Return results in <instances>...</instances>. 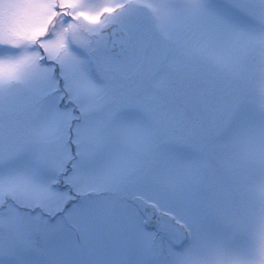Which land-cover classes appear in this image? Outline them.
Segmentation results:
<instances>
[{"label":"rangeland","instance_id":"1","mask_svg":"<svg viewBox=\"0 0 264 264\" xmlns=\"http://www.w3.org/2000/svg\"><path fill=\"white\" fill-rule=\"evenodd\" d=\"M53 3L34 0L25 13L32 25L48 28L45 55L60 42L69 50L79 47L80 38H94L108 21H127L135 13L133 39L124 51L100 55L93 81L98 94L88 101L98 138L110 145L113 173L135 181L137 192L168 207L181 201L215 206L240 200L253 233H259L264 113L252 105L234 109L230 98L236 85L233 66L239 63L255 72L243 90L259 102L264 76L256 69L264 44L257 37L264 33L249 31L240 41L218 35L189 7L203 0H65L57 20ZM145 50L153 60L141 69ZM155 56L163 61H154ZM10 132L0 126V137ZM4 200L0 195V264H163L171 259L169 239L142 226L100 231L59 225L54 218L45 223Z\"/></svg>","mask_w":264,"mask_h":264},{"label":"snow or ice","instance_id":"2","mask_svg":"<svg viewBox=\"0 0 264 264\" xmlns=\"http://www.w3.org/2000/svg\"><path fill=\"white\" fill-rule=\"evenodd\" d=\"M33 2L0 0V126L11 128L0 137L4 202L45 223L54 218L59 225L100 231L142 226L169 239L171 259L163 264H264V218L254 234L242 201L168 207L110 169V145L101 144L88 101L98 94L93 81L100 55L117 46L124 51L133 39L135 13L111 33L80 38L72 50L60 42L45 55L48 28L32 25L25 14ZM189 7L220 36L240 41L249 31L264 33V0H203ZM257 39L264 44V35ZM256 71L264 76V59ZM233 75L231 106L252 105L264 113V88L259 102L243 90L255 72L237 63Z\"/></svg>","mask_w":264,"mask_h":264},{"label":"water","instance_id":"3","mask_svg":"<svg viewBox=\"0 0 264 264\" xmlns=\"http://www.w3.org/2000/svg\"><path fill=\"white\" fill-rule=\"evenodd\" d=\"M119 27H120V25L118 23L112 22V23H109V24L105 25L102 28L100 33H111L113 31V29H116V28H119ZM109 50L118 51V50H120V48H119V46H117L116 48L109 49ZM149 226H151V225H149Z\"/></svg>","mask_w":264,"mask_h":264},{"label":"flooded vegetation","instance_id":"4","mask_svg":"<svg viewBox=\"0 0 264 264\" xmlns=\"http://www.w3.org/2000/svg\"><path fill=\"white\" fill-rule=\"evenodd\" d=\"M61 11V12H60ZM64 14V11H63V8H61V6H60V8H59V14H58V16H59V19H60V17L62 16ZM107 52H111V51H107ZM111 53H114V52H111ZM156 57V56H155ZM158 58L156 57V59H154V61H157V62H162L163 60H161V59H159V60H157ZM147 60H153L151 57H149L148 56V54H147V51L145 50V54H144V57H143V62H142V64H141V69H143V68H146V65H147Z\"/></svg>","mask_w":264,"mask_h":264}]
</instances>
